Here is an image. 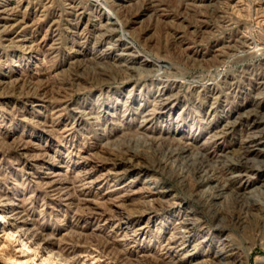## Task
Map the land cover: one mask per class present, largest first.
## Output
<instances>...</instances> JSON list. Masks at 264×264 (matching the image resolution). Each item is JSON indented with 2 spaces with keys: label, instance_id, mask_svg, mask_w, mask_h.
Masks as SVG:
<instances>
[{
  "label": "rangeland",
  "instance_id": "obj_1",
  "mask_svg": "<svg viewBox=\"0 0 264 264\" xmlns=\"http://www.w3.org/2000/svg\"><path fill=\"white\" fill-rule=\"evenodd\" d=\"M0 214V264H264V0H0Z\"/></svg>",
  "mask_w": 264,
  "mask_h": 264
},
{
  "label": "bare ground",
  "instance_id": "obj_2",
  "mask_svg": "<svg viewBox=\"0 0 264 264\" xmlns=\"http://www.w3.org/2000/svg\"><path fill=\"white\" fill-rule=\"evenodd\" d=\"M95 1V0H94ZM105 4V3H104ZM108 10V9H107ZM111 10V9H110ZM108 19H109V21H112V24H114V25H117V26H119V28L122 30V31H124V28H123V25L121 24V22L119 21V19L117 18V16L115 15V13L114 12H112V10L111 11H108ZM163 68V67H162ZM174 154V153H173ZM179 154H186V151H179L178 153H176V155L175 156H179ZM199 155H197V157H195L194 159L192 158V160H195L196 159V161H193L192 162V164H197V162H198V165L200 166V169H198V170H200V172H202V174H203V177H202V179L199 181V182H197L196 184H195V188L196 189H203V190H201V195H202V193L203 194H206L207 192H210V195H211V201L212 202H214L215 203V201H218V200H221L224 196H225V190L227 191V189L228 188H226V187H224L223 189H222V192H219V194H217L215 191H213V189L215 188V187H211L210 188V190H205L204 189V186H206L207 184H211V183H216V177L215 176H209L208 175V171L207 170H205L204 169V164L205 163H207L206 162V159H205V157L203 156H199ZM244 156V155H243ZM229 166V165H228ZM240 166V165H239ZM209 167H210V165H209ZM230 167V166H229ZM214 168V167H213ZM196 169V168H195ZM211 169V168H210ZM236 170H235V178L236 177H238V176H241L244 172H246L247 170L245 169L244 170V168H242V167H236L235 168ZM249 169V168H248ZM254 169V168H253ZM227 170V169H226ZM255 170V169H254ZM211 171H213V169L211 170ZM211 171H210V173H211ZM214 172V171H213ZM209 173V174H210ZM223 177V176H222ZM234 178V177H233ZM220 180V179H219ZM220 186V185H219ZM229 186H231V185H229ZM246 187V186H245ZM218 188V187H217ZM219 189V188H218ZM244 190L245 189H247V187L246 188H243ZM216 190V189H215ZM243 190V191H244ZM217 191V190H216ZM212 193V194H211ZM239 193V192H238ZM235 194V193H234ZM233 194V195H234ZM243 194V193H242ZM235 195H238V194H235ZM239 196H241V195H239ZM210 198V197H209ZM224 199V198H223ZM210 202V201H209ZM213 204V203H212ZM2 218V215L0 214V219ZM181 227V226H180ZM177 232V231H176ZM176 235V234H175ZM174 235V236H175ZM178 235V234H177ZM179 235H180V237H181V239L182 240H187L188 238H189V235H190V229H189V223L188 224H184V222L182 223V228H181V230H180V233H179ZM178 235V236H179ZM177 239V238H176ZM180 240V239H179ZM190 240V239H189ZM224 256H222V258H223Z\"/></svg>",
  "mask_w": 264,
  "mask_h": 264
}]
</instances>
